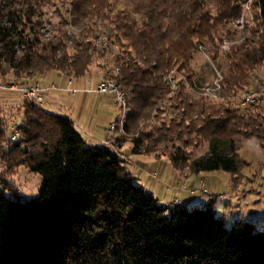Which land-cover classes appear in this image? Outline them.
Segmentation results:
<instances>
[{"label": "trees", "instance_id": "obj_1", "mask_svg": "<svg viewBox=\"0 0 264 264\" xmlns=\"http://www.w3.org/2000/svg\"><path fill=\"white\" fill-rule=\"evenodd\" d=\"M51 1L0 0V77L30 84L49 73L78 79L95 67L105 71L112 60L94 47L98 27L90 24L111 21L110 37L128 54L114 61L130 108L119 147L132 142L133 155L167 156L174 168L195 175L233 176L243 167L237 137L255 138L264 149V106L242 109L232 102L250 91L247 71L264 63V35L224 56L214 52L219 66L223 58L228 67L224 101L197 100L184 85L168 97L167 84L174 69L192 81L198 47L234 37L229 25L249 1L264 24V0H128L133 8L113 17L110 0H72L71 21L63 15L50 31L43 8ZM170 111L180 119L146 130L153 114ZM21 112L13 141L0 110V160L7 173L25 167L40 175L42 193L26 201L10 197L7 174L0 173V264H264V230L256 233L243 221L228 229L214 199L195 207L163 205L114 148L87 144L69 118L29 99ZM162 144L170 154H159ZM202 144L207 153L193 158L192 149Z\"/></svg>", "mask_w": 264, "mask_h": 264}, {"label": "rangeland", "instance_id": "obj_2", "mask_svg": "<svg viewBox=\"0 0 264 264\" xmlns=\"http://www.w3.org/2000/svg\"><path fill=\"white\" fill-rule=\"evenodd\" d=\"M71 1L72 0H52L51 4H48L43 8V13L45 15L43 20L48 30L51 31L55 26H58L63 21V15L67 19L70 18L66 11L71 10ZM110 5L114 10L112 17L126 9L130 10L133 8V5H131L128 0H110ZM210 8L214 7L211 5ZM212 13H216L215 9H213ZM137 18L140 19V16H137ZM69 21L71 20L69 19ZM91 26L98 27V35L90 39L94 45L93 41L100 35V33H111L113 23L111 21L103 23L100 19L95 25L90 24V27ZM229 27H231V29L236 32L234 37L225 38L221 43L218 44L217 47H212L209 44L200 45L206 48L205 53L200 50V46L198 47L197 53L194 55L189 68V75H194V77H192V81L187 79L190 85L213 87L217 79L218 71L222 72L224 78L226 79L225 75L228 70L227 63L223 58H221L222 65L219 66V63H217L213 58L214 52H219L222 56H224L223 54L230 53L233 48L242 45L246 40L253 38V40L258 41L264 35V24L260 19V13L255 6L249 5V3L243 5L240 18L231 22ZM68 29H71L77 34L81 32L75 27H69ZM110 59L112 60L111 65H114V61H116L117 57L114 56ZM93 71L98 72L99 74L101 72L96 67ZM247 73L249 74L251 81L250 91H253V89L255 90L256 87H264V63L255 71L248 70ZM180 74L186 76L184 72H180ZM97 77L98 76L94 77L95 83H97ZM12 79V76H8L6 78L0 77V85L13 83ZM95 83L93 84L95 85ZM55 85L58 86L59 84ZM223 85L224 82L222 83V86ZM186 91L188 94H190V96H193L197 100L201 98L189 92L188 89ZM247 91L248 90H243L235 96L232 101L235 107H240L242 109L244 108L241 106V98ZM222 98H228L223 89ZM23 100L24 98L17 94H10L0 91V110L2 115L5 116L6 120H8L11 125L14 122H18L20 124L22 120V112L19 107L22 106ZM166 103V101L162 102V106H164ZM46 105L44 106L45 109L49 110ZM170 112V115H160L158 113L153 114L150 122L147 124L148 127L146 130L150 131L155 127H161L163 122H169V120L172 118L180 119L177 112ZM144 127V125H141L139 130L143 129ZM237 140L239 155L243 162L241 172L237 176H233L226 172H214L202 173L200 174V177H197L198 175L192 174V172L186 167L178 169L174 168L167 156L159 157L157 154L140 155L142 157H139V159L142 161L151 159L153 165L150 164L147 167V174H151L153 180L150 182L154 184L161 183V181L166 180V186L168 185V188L171 190V192L167 193V197H165V200H163L164 202H161L163 205H170L169 203L171 202H168L169 200L167 199H171L175 194H177L176 196H180L182 199V194H184L185 191V193L189 191L198 195L201 194L199 196L202 198L201 201L204 202L202 204H206L212 199L217 202V216L224 217L225 224L228 229H231L234 223L243 221L254 225L255 232L258 233L264 230V149L255 138L246 139L239 136L237 137ZM117 145L118 140L111 147L115 148ZM166 146L167 144H162L160 147H158L159 154H170L172 150L164 153ZM169 146H171V144ZM124 151L126 153L124 156L127 158L129 156L132 157V146L125 147ZM192 151L194 153L193 158L199 157L207 153L208 145L202 144L200 147L192 149ZM163 166H168V170H170V172H167L165 176L162 174ZM2 172H6L7 174L8 185L11 189V192L8 193L10 197H17L26 201L41 195L42 178L40 175L31 173L25 167H19L7 173L6 168H3L2 161L0 160V173ZM147 174L145 177H148ZM172 175H174L175 179H173L174 177H172ZM185 176H188V178L190 176L191 181L184 179ZM177 177H180V179L177 180ZM173 204H179L177 197H175Z\"/></svg>", "mask_w": 264, "mask_h": 264}, {"label": "crops", "instance_id": "obj_3", "mask_svg": "<svg viewBox=\"0 0 264 264\" xmlns=\"http://www.w3.org/2000/svg\"><path fill=\"white\" fill-rule=\"evenodd\" d=\"M92 73L93 74H89L86 77L78 79H71L58 73H49L39 79L32 80L31 83L38 81L44 88H48L53 84H59L58 86L64 90L58 92H48L46 94V107L49 108V110H46L45 107L44 109L48 112L69 118L74 122L77 131L82 135L87 144L100 146L105 145V142L108 139L109 126L117 120L118 110L112 95H97L94 93L88 94L86 92L89 84L97 86L99 83L100 74L94 71ZM95 76H98L97 83H95L94 80ZM70 80L73 81L72 87L79 90L78 94L75 96L66 91ZM93 83H95V85ZM21 107L22 106H20L19 109H21ZM121 138L122 136H118L117 140ZM129 146H132V142L123 143L121 147L117 145L114 149L125 161V167L138 180L139 185L143 186L147 191L153 193L160 200V202H162L165 200V197H167V193L171 192L168 185L166 186V180L161 181V183L154 184L150 182L153 180L151 174H147V167L150 164L153 165L151 159L142 161L139 159V157L142 156L133 155L132 157L129 156L127 158L124 156V154H126L124 149ZM167 172H170V170H168V166H163V176H165ZM146 174L148 177H145ZM172 177H174V175H172ZM197 177H200V175ZM173 179H175V177ZM179 179L180 177H177V180ZM184 179L191 181L190 176L189 178L188 176H185ZM185 192L182 194V199L180 196H176L177 194H172L173 197L171 199H167L169 200L168 202H171L169 204L172 205L175 197H177L179 204H184L188 207L205 205L202 204L204 202L201 201L202 198L199 196L201 194L198 195L189 191H187V193Z\"/></svg>", "mask_w": 264, "mask_h": 264}, {"label": "built area", "instance_id": "obj_4", "mask_svg": "<svg viewBox=\"0 0 264 264\" xmlns=\"http://www.w3.org/2000/svg\"><path fill=\"white\" fill-rule=\"evenodd\" d=\"M249 5L253 6V1L248 2ZM260 13V11H259ZM94 46L101 51L108 52L111 57L116 56L119 59L128 58V54L122 52L118 43L115 42L108 32H102L93 41ZM200 50L205 53L206 48L200 46ZM121 74L120 68L115 64L110 65L105 71L100 72L99 83L96 87L91 84L86 89V92L94 93L97 95H112L115 100V104L118 110L117 120L109 126L108 139L105 142V146L111 147L116 143L118 136H127L125 133V126L128 122L130 108L127 96L123 88L118 84L117 77ZM224 75L222 72H217V79L213 87H204L198 85H190L186 76L180 74L178 70H172L167 77V84L170 88V97H176L179 94V89L181 85H184L189 92L195 94L201 98L211 100L213 102H220L225 98H222V83L224 82ZM73 81L70 80L68 83L67 92L75 96L78 94L79 90L72 87ZM64 89L53 84L48 88H44L40 82L35 81L30 84H20V83H9L5 85H0V91H4L10 94H17L22 96L24 99L32 100L38 108H43L47 104L46 94L50 91L58 92ZM252 105L264 106V87L260 89H255L253 91H247L243 94L241 98V106L244 108H249ZM20 124L14 122L12 124V140H16L19 135Z\"/></svg>", "mask_w": 264, "mask_h": 264}]
</instances>
